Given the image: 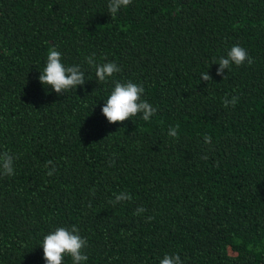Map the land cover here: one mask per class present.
Wrapping results in <instances>:
<instances>
[{
	"label": "trees",
	"instance_id": "trees-1",
	"mask_svg": "<svg viewBox=\"0 0 264 264\" xmlns=\"http://www.w3.org/2000/svg\"><path fill=\"white\" fill-rule=\"evenodd\" d=\"M107 4L0 0V152L16 157L0 176V264H46L44 236L73 225L84 264H264V0H132L114 17ZM233 45L254 63L219 76ZM51 48L85 85L39 82ZM93 54L120 71L99 84ZM114 81L143 86L150 121H107ZM120 192L132 200L113 206Z\"/></svg>",
	"mask_w": 264,
	"mask_h": 264
},
{
	"label": "clouds",
	"instance_id": "clouds-1",
	"mask_svg": "<svg viewBox=\"0 0 264 264\" xmlns=\"http://www.w3.org/2000/svg\"><path fill=\"white\" fill-rule=\"evenodd\" d=\"M131 3L132 0H108V13L111 17H114L122 8L128 7ZM61 61V53L56 48H51L47 53L46 66L40 71L38 77L42 85L51 86L57 94H65L72 89L86 84L85 73L79 65L65 66ZM86 62L95 69V76L99 84L107 82L109 78L120 71L116 63L97 64L95 62V54L86 57ZM245 62L251 65L254 63V60L239 45H233L227 51L226 56L222 55L218 59L213 58V64L219 65L217 70V75L219 76H224L225 70H230L232 65L239 67ZM226 78L224 77V79ZM200 79L207 82L212 80L208 72L201 73ZM113 83L114 88L101 109L102 114L109 123H123L137 114H142V119L148 122L157 113L158 109L156 107H153L148 101L141 98L144 93L143 86L132 81L124 83L114 81ZM238 99L236 96H233L231 100L225 97V108L229 106L234 108ZM178 129L179 125L170 126L168 135L173 138L178 137ZM204 142L211 144V137L205 135ZM15 159L16 157L8 151L0 152V176L9 177L15 175ZM49 165L52 166L47 175L52 176L56 168L51 161L47 162L45 167L48 168ZM131 200V194L120 192L115 194L114 200H110L109 203L115 206ZM144 212H146V209L140 207L133 214L140 216ZM151 219L152 217H148V221H151ZM87 243V239L80 236L79 229L75 225L70 229L67 227H57L43 238L41 246L44 253L43 258L46 264H62L65 256H69L73 264H84L88 260V256L83 252L87 247ZM160 264H182V261L179 254H166L160 261Z\"/></svg>",
	"mask_w": 264,
	"mask_h": 264
}]
</instances>
